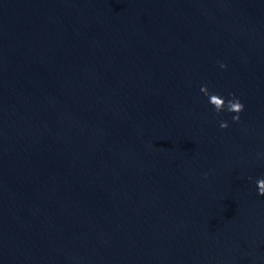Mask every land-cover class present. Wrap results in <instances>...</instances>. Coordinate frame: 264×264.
<instances>
[{
    "label": "water",
    "instance_id": "1",
    "mask_svg": "<svg viewBox=\"0 0 264 264\" xmlns=\"http://www.w3.org/2000/svg\"><path fill=\"white\" fill-rule=\"evenodd\" d=\"M262 176L264 0H0V264H264Z\"/></svg>",
    "mask_w": 264,
    "mask_h": 264
},
{
    "label": "clouds",
    "instance_id": "2",
    "mask_svg": "<svg viewBox=\"0 0 264 264\" xmlns=\"http://www.w3.org/2000/svg\"><path fill=\"white\" fill-rule=\"evenodd\" d=\"M219 66L222 69L227 68V64L225 62H220ZM200 90L208 98V102L214 107L217 113H221L223 111L235 113V115L232 116V120L234 122L240 121L241 117L239 114L244 111L245 105L235 93L229 94L231 98H225L223 95L210 90L207 84L202 85ZM220 127L228 128V121H221ZM205 176H207V173H205ZM256 184L258 187V195L264 196V176L257 179Z\"/></svg>",
    "mask_w": 264,
    "mask_h": 264
}]
</instances>
